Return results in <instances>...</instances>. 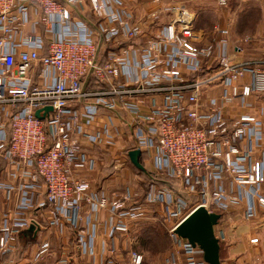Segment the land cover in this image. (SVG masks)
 <instances>
[{
    "label": "built area",
    "instance_id": "1",
    "mask_svg": "<svg viewBox=\"0 0 264 264\" xmlns=\"http://www.w3.org/2000/svg\"><path fill=\"white\" fill-rule=\"evenodd\" d=\"M85 1L0 0V156L18 168L14 176L19 173L21 182L18 186L0 183L8 193L20 194L0 226V255L11 254V243L23 230L41 227L32 212L42 207L51 208L53 224L75 223L84 205L91 212L109 207L117 218L110 237L129 230L126 218L145 216L144 204L130 205L136 193L110 199L73 177L75 166L93 168L95 163L83 157L86 142L114 145V123L100 122L101 107H123L131 114L125 133L130 132L133 149L150 153L155 172L180 184L176 195L151 182L145 203L162 204L165 216L174 219L178 211L187 212L183 195L200 199L169 229L174 243L172 263L208 264L203 250L180 237L176 228L199 206L219 213L241 203V193L228 192V177L249 187L247 216L255 215L256 203L264 205V160L253 159L251 153L253 144L263 139V122L249 114L229 118L224 110L233 103L246 108L252 96L264 93V64L238 59L223 39L198 46L195 15L183 5L171 7L173 18L148 40L140 24L129 21L123 0H88L102 19L94 27L73 15V8ZM166 1L154 0L158 7L148 17L162 13L169 5L161 6ZM219 1L228 4V0ZM27 26L32 33H25ZM41 27L46 37L34 34ZM96 37L118 46L105 62L100 61ZM143 37L148 42L135 41ZM241 50L237 47L238 53ZM215 66V72L202 76ZM247 75L250 80L245 83ZM90 76L94 87L88 89ZM217 83L222 85V95L207 97L206 86ZM187 89L191 90L188 95L183 92ZM156 93L163 95L160 102L152 99L151 109L142 112L140 107ZM47 106L52 110L46 111ZM37 110L42 118L36 116ZM97 125L102 133L94 131ZM43 185L46 195L39 201L37 193ZM258 242V237L251 239L253 244ZM78 244L82 254H95V235L81 229ZM50 247L43 243L36 256L43 258ZM103 253L107 256L104 247ZM143 261L140 251L131 252L130 264Z\"/></svg>",
    "mask_w": 264,
    "mask_h": 264
},
{
    "label": "crops",
    "instance_id": "2",
    "mask_svg": "<svg viewBox=\"0 0 264 264\" xmlns=\"http://www.w3.org/2000/svg\"><path fill=\"white\" fill-rule=\"evenodd\" d=\"M122 9L130 13L131 17L129 21L132 23H139L143 29L146 38L151 39L157 36L163 25L168 24L173 18V11L170 10L171 7L178 5H183L187 10L195 15V29L199 35L196 44L198 46H205L209 43H213L219 40H226L230 45V51L238 58L244 61H252L253 65L262 66L264 64V0H228L227 5H221L219 0H167L162 5H167V8L163 10L158 16L151 18L148 14L156 9L158 5L154 0H150L146 6L139 9L136 4L128 3L127 0H123ZM73 15L77 19H81L86 22L90 27H94V24H99L102 19L95 15L92 10L91 2L86 0L84 4L78 8H73ZM104 22V21H103ZM102 23V22H101ZM222 34L220 31H224ZM33 29L27 26L25 33H32ZM34 34H42L46 37L44 27L40 29H35ZM144 37L135 40L137 43H146L148 41H143ZM96 43L99 47L100 61L105 62L108 60L111 51H117L118 46L114 45L112 42L106 41L103 37H96ZM122 44H127V42H122ZM237 47L242 50L238 53ZM217 70L216 66L212 69L206 70L202 76H208ZM250 80L249 75L245 80V83ZM86 87L88 89L94 87V79L92 76L87 81ZM209 90V91H208ZM222 85L221 83L206 86L204 91H207V97H220L222 95ZM184 94L188 95L191 90L183 91ZM163 95L156 93L154 96L146 99L143 107H140L142 112L151 109V100L158 104L160 98ZM205 102H207L205 100ZM115 108V109H114ZM101 107L100 122H113L114 131L117 133L115 137L114 145H108L107 143L101 145L92 146L88 142L84 145V158H93L95 163L93 168H87V165L80 166L77 165L74 168L73 177L77 180L86 181L90 185L91 192H96L98 195H105L110 199L116 196H122L126 193H136L134 196L132 205L135 202L144 204L143 208L145 210V219L141 217L140 219H129L126 218L125 222L129 226V230L125 232H117L113 237H110L109 231L112 222L117 221V218L113 217L109 211V207L99 209L98 212H91L87 205L83 206L82 211L78 213V217L75 223H71L63 220L59 224H53L54 215L52 214L50 207H42L33 211L32 214L38 218L41 227L38 229L39 232H35L33 227H29L23 230L19 236V245L22 246L31 242L28 246L29 253L26 249H20L19 255L22 258L33 255L37 253L43 243L52 244V240L55 241L56 237L60 236V245H56L52 248V252L58 253L60 250L58 246L64 248L70 246L69 241L75 240L74 248H70L71 253L74 255L82 254V247L78 244L79 231L81 229L85 230L90 235H95L96 247L95 254L88 255L103 257V247L106 248V255L114 254L118 255V263L120 256L124 253V243L122 239L130 236L137 235L138 223L142 221H150L153 218L154 212L150 210L149 207L154 206L157 211L162 213L165 222L170 225H174L179 222V220L169 219L165 216L162 204H146L140 201H146V194L143 196L136 191V186L139 184V179L133 180V185L129 183L123 186V170L122 160H127L136 169L140 171L149 170V165L152 161L148 160L144 162V157H150V153L142 152L145 156H141L140 161L144 166V170L139 169L134 165L130 158V151L134 150V143L132 141L130 132L126 134L127 122L131 119V114L124 111L123 107ZM80 107H78V110ZM226 115L229 118H234L235 116L241 114L255 115L260 118L263 122V132H264V93L255 94L247 102L246 108H242L238 103H233L227 105ZM100 125V123H99ZM97 125L94 131H99L102 133V127ZM124 134H121L123 133ZM244 145V142H241ZM252 158L264 160V135L262 141L258 144H253L252 146ZM147 160V159H146ZM118 164L121 165L119 169ZM18 171L15 165H10L9 162L0 156V183H9L18 186L20 182L19 173L14 176V173ZM137 178H139L137 176ZM155 177L152 178L151 182H155ZM232 179L228 177L225 180V186L229 193L236 195L241 193L243 200L239 204H231L230 208L225 211H220V220L215 227L216 235L220 240L221 251L220 258L222 264H264V205L256 203L255 215L252 217L247 216V207L249 205L248 191L249 187L240 186L231 181ZM43 184L44 182L41 181ZM150 182V183H151ZM149 183V184H150ZM158 183V182H156ZM148 184V185H149ZM123 186V187H121ZM161 186V185H160ZM121 187V190L119 189ZM148 186L146 187L147 190ZM263 194H264V184H263ZM120 190V191H119ZM118 192H121L118 195ZM46 195V189L44 190V185L42 189L37 193V199L39 201L43 200ZM186 202H190V206L194 207L200 202L199 197L196 195H191L186 193L183 195ZM20 199L19 191L14 190L8 193L3 188H0V225L3 221L4 215L7 211L11 210ZM187 199H190L188 201ZM91 214V215H89ZM144 219V220H142ZM171 226V227H172ZM133 231V232H130ZM74 235V237H72ZM133 235V236H132ZM56 236V237H55ZM258 237L259 242L257 244L251 243V239ZM35 243H38V248L35 247ZM77 246V247H76ZM68 249L63 252H67ZM50 251V249H49ZM49 251L43 256L41 261L35 262V264H43L45 258L48 257ZM138 251V250H137ZM51 253L50 255H52ZM73 255V256H74ZM128 254V262H129ZM85 256V255H84ZM51 257L47 258L49 260ZM46 260V261H47ZM22 264H32L31 261L27 260L25 262L21 261ZM88 264V263H87ZM91 264V263H89ZM96 264V263H95Z\"/></svg>",
    "mask_w": 264,
    "mask_h": 264
},
{
    "label": "rangeland",
    "instance_id": "3",
    "mask_svg": "<svg viewBox=\"0 0 264 264\" xmlns=\"http://www.w3.org/2000/svg\"><path fill=\"white\" fill-rule=\"evenodd\" d=\"M150 0H127L128 3H132V4H136V6L139 9H142L144 6H146V4L149 3ZM144 162L151 160L150 157H144ZM147 159V160H146ZM119 169H121V165L118 164ZM122 169L125 170L123 172V186L124 184L129 183L130 185H133V180L135 179L136 181H138L139 179V184L138 186H136V191L138 193H140L141 196H143V193L146 194L147 190L146 187L148 186V184L151 182L152 178L155 177V181L158 182L159 185H161L162 187H168V189H171L175 192V194L177 195L180 189V184L176 179L170 178L168 177L166 174L163 175H158L154 168H153V164H150L149 170L146 169V171H140L138 169H136L130 162H128L127 160H122ZM137 176L139 178H137ZM121 186V187H123ZM121 187L119 188L121 190ZM126 187V185L124 186ZM148 189V188H147ZM119 190V191H120ZM121 192H118V195H120ZM142 197L140 198L141 202L142 201ZM188 201H190V199H187ZM187 209H186V213L183 212L182 214L178 211V217H175V220H180L182 217H184L190 210H192L193 207L190 206V202H187L186 205ZM150 210H152L154 212L153 214V218L150 221H142L140 223H138V232L137 235L130 237H126L125 239L123 238L122 241L124 243V247H125V251L122 254V256H120V260L118 263V255H107L105 257H99L97 256L96 258L94 256H88L86 254H78V255H74V253H71L70 248H74V243L75 240L69 241V245L68 247L64 248L58 246L59 248V252L56 253L55 252V248L54 252H52V248H50L49 256L51 257L49 260H47V258H45V260L43 261V264H60V262H66V264H111V262L113 261H117L118 264H130V255H129V262H128V254L130 252L133 251H140L143 255H144V261L143 264H173L172 263V256H173V252H174V243L173 240L171 238L170 235V231L169 229L171 228L172 225H170V228L168 227V224L165 222L164 217L162 215V213L157 211V209L152 206L149 207ZM91 215V214H89ZM145 219V217H143ZM142 219V220H144ZM1 226V225H0ZM35 232H39L38 229H34ZM133 232V231H130ZM56 237V236H55ZM72 237H74V235H72ZM35 241V240H33ZM33 241L28 242L27 244L24 243V245L20 246L19 245V239L17 238L16 241H12L11 243V248L13 249V251L11 252V254L7 257L0 255V264H4V262L10 261V264H22L21 261L25 262L27 260L31 261L32 264H35V262L37 261H41L43 258L37 257L36 256V252L33 255H29L28 257L22 258V255H19V251L20 249H28V246L33 243ZM62 243V241H60V236L58 235L55 239V241L52 240V244L51 247L56 246V245H60ZM22 247V248H21ZM35 247L38 248V243H35ZM70 247V248H69ZM77 247V246H76ZM95 247H96V241H95ZM67 250V252H63L64 250ZM29 252V249L27 250ZM29 253H32L29 252ZM51 253H53L52 255H50ZM74 255V256H73ZM85 255V256H84ZM8 259V260H7ZM47 260V261H46Z\"/></svg>",
    "mask_w": 264,
    "mask_h": 264
},
{
    "label": "water",
    "instance_id": "4",
    "mask_svg": "<svg viewBox=\"0 0 264 264\" xmlns=\"http://www.w3.org/2000/svg\"><path fill=\"white\" fill-rule=\"evenodd\" d=\"M51 111L52 107H45ZM41 110L36 111V116L42 118ZM131 161L136 167L144 170L140 161L142 150L134 149L130 153ZM220 214L210 212L204 206H199L192 211L176 228V233L187 239L193 246H199L204 252V259L208 264H222L220 258V240L215 234V226L218 224Z\"/></svg>",
    "mask_w": 264,
    "mask_h": 264
},
{
    "label": "trees",
    "instance_id": "5",
    "mask_svg": "<svg viewBox=\"0 0 264 264\" xmlns=\"http://www.w3.org/2000/svg\"><path fill=\"white\" fill-rule=\"evenodd\" d=\"M143 156H145L144 153H143L142 157H143ZM220 245H221V244H220ZM220 251H221V250H220Z\"/></svg>",
    "mask_w": 264,
    "mask_h": 264
}]
</instances>
